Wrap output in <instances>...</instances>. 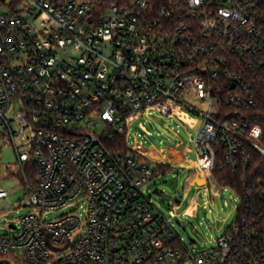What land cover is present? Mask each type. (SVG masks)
I'll list each match as a JSON object with an SVG mask.
<instances>
[{
	"label": "built area",
	"instance_id": "built-area-1",
	"mask_svg": "<svg viewBox=\"0 0 264 264\" xmlns=\"http://www.w3.org/2000/svg\"><path fill=\"white\" fill-rule=\"evenodd\" d=\"M263 4L0 0V137L18 172L37 176L14 204L32 212L0 235V264H264V190L242 196L212 177L219 161L246 180L254 154L264 160L250 117L264 80ZM177 107L201 120L194 164L186 150L177 160L130 143L131 130L146 139L153 115L175 121ZM166 162L197 169L204 182L187 195L203 192L210 205L222 189L237 196L214 247L188 250L173 229L195 201L175 202L165 218L145 196ZM52 212L64 214L47 222Z\"/></svg>",
	"mask_w": 264,
	"mask_h": 264
},
{
	"label": "rangeland",
	"instance_id": "rangeland-1",
	"mask_svg": "<svg viewBox=\"0 0 264 264\" xmlns=\"http://www.w3.org/2000/svg\"><path fill=\"white\" fill-rule=\"evenodd\" d=\"M184 101L197 110L202 108L201 103L195 99ZM174 114L175 121L160 119L159 116L153 115L152 118L157 121L151 123L143 122L146 139L141 137L133 138V134L136 131L131 130L130 143L136 141V143L148 147L150 151H154L155 148L163 157L167 155L166 151L168 148L174 150L172 145L176 143L179 145L178 150L180 152L186 150V163L194 164L196 155L194 153L190 154L193 149L191 139H194L197 134L201 120L199 117L186 114L178 107L174 109ZM138 132L140 133V131ZM143 140L145 141L143 142ZM152 159L157 160V157L153 156ZM166 167H168L166 170L157 173L153 177L145 189V196L152 206L165 218H168L169 211L175 207V202H180L185 198H187L188 202L195 201L198 205L196 210L191 216H181L180 221L174 222L173 229L188 250L201 253L205 251L206 245L214 247V240L222 235L225 229L235 221L236 209H233L232 203L238 206L239 200L237 196L229 188L222 189L216 201L211 205L207 204L206 195L203 192L200 195H195L193 192L186 194V190L189 188L192 191L198 189L197 185L190 187L196 176L195 173H197L196 168H172L171 164L167 162ZM18 171H20V167L14 150L3 146L2 138L0 137V188L7 194L6 199L0 200V235L9 234L8 225H18V221L22 216L32 212L29 208H14V204L22 200L25 193L24 186L15 177ZM213 184V181L210 182L211 186ZM26 201L27 199H24V202ZM80 204L82 202H77L74 206L77 214H82V211L78 210ZM185 205L182 204L180 206V211L184 209ZM62 214L64 213L52 212L45 215L44 218L47 222H50ZM186 264H190V262Z\"/></svg>",
	"mask_w": 264,
	"mask_h": 264
},
{
	"label": "trees",
	"instance_id": "trees-1",
	"mask_svg": "<svg viewBox=\"0 0 264 264\" xmlns=\"http://www.w3.org/2000/svg\"><path fill=\"white\" fill-rule=\"evenodd\" d=\"M262 13L264 16V4L262 6ZM257 107L255 110L250 112V117L252 124L258 126L261 129L260 142L264 146V80L256 88L255 91ZM113 145H117L120 150L125 149L124 138L118 137ZM253 163L250 169V176L246 180L241 179L240 174H230L227 170L222 168L221 162H217L213 172L212 177L221 186H227L242 196L244 192L252 189L261 187L264 190V160H262L258 155L254 154ZM168 167L158 166L156 168L155 175L157 173L163 172ZM154 175V176H155ZM15 177L19 179L21 184L24 186L26 183L30 184L32 187L36 185V172L35 169L25 167V172H17Z\"/></svg>",
	"mask_w": 264,
	"mask_h": 264
},
{
	"label": "crops",
	"instance_id": "crops-1",
	"mask_svg": "<svg viewBox=\"0 0 264 264\" xmlns=\"http://www.w3.org/2000/svg\"><path fill=\"white\" fill-rule=\"evenodd\" d=\"M173 146V145H172ZM169 151V152H168ZM184 154V152H180V151H175V150H171V148H168L167 149V156L169 158H174V159H177V160H180L182 158V155ZM181 165H187V164H182L180 163L179 164V167ZM189 166V165H188Z\"/></svg>",
	"mask_w": 264,
	"mask_h": 264
},
{
	"label": "water",
	"instance_id": "water-1",
	"mask_svg": "<svg viewBox=\"0 0 264 264\" xmlns=\"http://www.w3.org/2000/svg\"><path fill=\"white\" fill-rule=\"evenodd\" d=\"M180 168L192 169V166L181 165ZM203 182L204 181L202 179L198 178V176L196 175L191 185H198L199 186V185L203 184Z\"/></svg>",
	"mask_w": 264,
	"mask_h": 264
},
{
	"label": "bare ground",
	"instance_id": "bare-ground-1",
	"mask_svg": "<svg viewBox=\"0 0 264 264\" xmlns=\"http://www.w3.org/2000/svg\"><path fill=\"white\" fill-rule=\"evenodd\" d=\"M145 140H143V142H144ZM131 143H136V141H132Z\"/></svg>",
	"mask_w": 264,
	"mask_h": 264
}]
</instances>
